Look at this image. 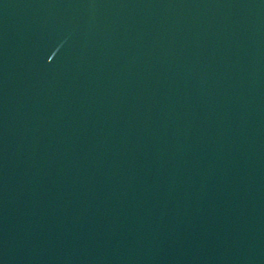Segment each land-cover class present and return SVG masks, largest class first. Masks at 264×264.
Returning <instances> with one entry per match:
<instances>
[{
    "label": "water",
    "instance_id": "water-1",
    "mask_svg": "<svg viewBox=\"0 0 264 264\" xmlns=\"http://www.w3.org/2000/svg\"><path fill=\"white\" fill-rule=\"evenodd\" d=\"M0 264H264V0H0Z\"/></svg>",
    "mask_w": 264,
    "mask_h": 264
}]
</instances>
